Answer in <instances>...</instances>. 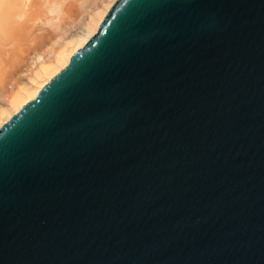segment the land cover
<instances>
[{
	"label": "water",
	"instance_id": "water-1",
	"mask_svg": "<svg viewBox=\"0 0 264 264\" xmlns=\"http://www.w3.org/2000/svg\"><path fill=\"white\" fill-rule=\"evenodd\" d=\"M0 264H264V0H118L0 129Z\"/></svg>",
	"mask_w": 264,
	"mask_h": 264
},
{
	"label": "rangeland",
	"instance_id": "rangeland-1",
	"mask_svg": "<svg viewBox=\"0 0 264 264\" xmlns=\"http://www.w3.org/2000/svg\"><path fill=\"white\" fill-rule=\"evenodd\" d=\"M87 1L24 0L16 9L8 5L10 14L0 26V97L27 78L34 58L52 46L62 26H68L64 37L85 30L89 12L83 14V10ZM58 6L59 12L52 11ZM56 23H61L60 29Z\"/></svg>",
	"mask_w": 264,
	"mask_h": 264
},
{
	"label": "bare ground",
	"instance_id": "bare-ground-1",
	"mask_svg": "<svg viewBox=\"0 0 264 264\" xmlns=\"http://www.w3.org/2000/svg\"><path fill=\"white\" fill-rule=\"evenodd\" d=\"M117 1H87L83 14L85 12L89 13L85 21L86 28L83 32L64 37L63 32L68 26L63 28L61 23L54 24L56 29L62 27L52 46L46 52L34 58L28 69L27 78L23 82L0 97V129L15 114L19 113L26 104L34 100L40 91L69 65L74 53L84 47L98 33L105 17ZM23 3L24 0H0V26H2L7 15L10 14V12L7 14L8 9L19 8ZM88 4H92V6L89 8L90 5L88 6ZM59 7H53L52 11L59 12Z\"/></svg>",
	"mask_w": 264,
	"mask_h": 264
}]
</instances>
